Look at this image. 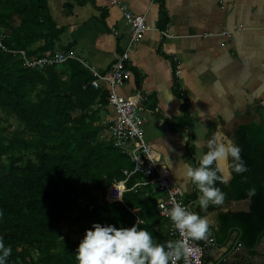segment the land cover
<instances>
[{
	"label": "trees",
	"instance_id": "16d2710c",
	"mask_svg": "<svg viewBox=\"0 0 264 264\" xmlns=\"http://www.w3.org/2000/svg\"><path fill=\"white\" fill-rule=\"evenodd\" d=\"M62 32L49 15L47 0H0V37L5 36L7 46L45 55L55 49ZM39 40L42 44L30 49ZM63 65L61 71L27 69L20 56L0 50V109L8 107L21 126L0 135V236L12 249L8 264H78L76 249L93 223L135 224L126 206L139 211L140 227L156 243H167L156 231L160 217L152 188L126 192L124 204L104 200L107 187L123 179L122 170L133 164L111 141L96 140L99 129L92 126V109L107 106V92L88 85L92 74L79 62L69 59ZM237 137L248 171L233 173L227 198L249 199L250 208L224 219L227 228L239 229L240 244L253 256L251 249L264 236V119L241 125ZM98 166L104 167L103 181L96 179ZM140 178L131 177L128 188ZM252 188L256 194L249 197ZM71 222L78 240L63 237Z\"/></svg>",
	"mask_w": 264,
	"mask_h": 264
},
{
	"label": "crops",
	"instance_id": "0c3cea01",
	"mask_svg": "<svg viewBox=\"0 0 264 264\" xmlns=\"http://www.w3.org/2000/svg\"><path fill=\"white\" fill-rule=\"evenodd\" d=\"M119 1L133 14L145 13L151 27L131 47L130 76L119 92L128 96L142 88L148 93L150 101L142 108L145 139L158 162L170 170L172 182L184 191L189 211L211 221L215 245L205 252L204 261L216 263L240 235L239 229L227 228L224 216L248 212L250 200L227 198L233 173H225L227 182L216 185L226 194L224 204L202 210L200 193L185 177L184 165L198 166L217 130L240 146L238 128L264 119V0ZM47 8L54 25L63 29L53 51L67 50L100 72L109 70L128 44L122 13L108 0H47ZM166 28L170 38L160 34ZM224 31L229 36L221 35ZM102 109L108 119L114 116L109 107ZM150 188L157 205L164 195ZM168 226L160 218L156 231L166 237ZM258 249L255 255L263 262L264 240ZM231 258L250 261L252 256L237 247Z\"/></svg>",
	"mask_w": 264,
	"mask_h": 264
},
{
	"label": "built area",
	"instance_id": "2783aa9c",
	"mask_svg": "<svg viewBox=\"0 0 264 264\" xmlns=\"http://www.w3.org/2000/svg\"><path fill=\"white\" fill-rule=\"evenodd\" d=\"M108 4L111 7H117L121 11L129 35V41L123 51L116 56L110 69L105 72H100L94 67H89L74 56L60 51L38 55L36 53L31 54L29 49L19 48L15 45L7 46L4 42L5 36L0 37V50L4 53L20 56L23 67L27 69L43 71L50 67L62 66L69 59H74L89 70L93 78L89 81L88 85L95 90L105 89L107 92V107L114 112V116L107 120V130L112 145L133 164L132 169L122 170L123 179L114 180L107 187L104 200L109 204L118 202L124 204L123 196L126 192L135 191L140 187H153L158 193L164 195V198L157 202L156 211L160 218L167 220L169 223L166 234L167 242L186 240L191 248V254L187 257V262L181 259L178 261V264H206L204 254L211 246L215 245L214 235L209 233L202 240H195L187 235L181 236L168 217V211L173 207V201L180 203L188 210L189 207L184 200V191L172 182L170 170L158 162L150 144L145 139L142 108L150 101L148 93L142 88H136L128 96L122 95L119 92V88L125 85L126 80L130 76L131 47L135 42L143 39L151 27L146 24L145 13L133 14L128 6L119 0H108ZM112 31L115 30L112 29ZM160 34L162 38H170L167 28L160 31ZM221 35L229 36V33L224 31ZM175 75L177 77L180 75L178 69L175 71ZM135 175H140L141 179L137 180L131 188H128L127 183L129 179ZM126 208L134 215L135 223L138 218L142 221L137 209H131L128 206ZM236 264L253 263L243 262Z\"/></svg>",
	"mask_w": 264,
	"mask_h": 264
},
{
	"label": "clouds",
	"instance_id": "9594fccd",
	"mask_svg": "<svg viewBox=\"0 0 264 264\" xmlns=\"http://www.w3.org/2000/svg\"><path fill=\"white\" fill-rule=\"evenodd\" d=\"M206 147L207 152L197 167L184 165L185 177L200 193L198 203L202 210L224 204L226 194L216 186L218 181L227 182L223 174L230 177L232 173L242 175L248 171L240 146L223 131L214 132ZM255 194L254 188L248 190L249 197ZM2 217L0 212V219ZM168 217L181 236L202 240L209 234V218L189 211L180 203L173 201ZM141 223L139 218L131 227L93 223L76 249L78 264H178L181 259L187 262L191 248L186 240L156 243L152 233L140 227ZM11 254V247L6 246L4 237L0 236V264H8Z\"/></svg>",
	"mask_w": 264,
	"mask_h": 264
},
{
	"label": "rangeland",
	"instance_id": "374dc122",
	"mask_svg": "<svg viewBox=\"0 0 264 264\" xmlns=\"http://www.w3.org/2000/svg\"><path fill=\"white\" fill-rule=\"evenodd\" d=\"M17 21V19L14 17L12 19V22ZM64 65L59 66L58 69L63 68ZM62 79H68L67 74H60ZM92 111L93 113V119L91 121L92 126H96L98 130V136L96 140L109 143L110 142V136L107 130V112L106 110L98 107H93ZM21 129V126L19 125V122L16 120L15 117L10 114V109L7 107L6 109H0V135L7 136L8 134H11L14 131H18ZM27 155V154H26ZM104 167L98 166L95 169V176L96 179L99 181L104 180ZM76 226L74 222H71L68 226H65L63 228V237H69L71 240H78L81 236L77 233ZM33 257H36V254L33 253Z\"/></svg>",
	"mask_w": 264,
	"mask_h": 264
},
{
	"label": "water",
	"instance_id": "95a60500",
	"mask_svg": "<svg viewBox=\"0 0 264 264\" xmlns=\"http://www.w3.org/2000/svg\"><path fill=\"white\" fill-rule=\"evenodd\" d=\"M240 236V235H239ZM239 236L238 238L235 240L233 246L231 247V249L223 256L221 257L216 263H213V264H221V263H224V264H236V263H243V262H251V261H247V260H233L231 258V255L233 254V252L236 250L237 247H240V248H243L245 250H247L246 248H244L241 244H240V239H239ZM264 240V236L262 237L261 241L259 244H261ZM259 246L251 249V251L255 250L256 252H258L259 254V249H258ZM259 256V255H258ZM260 260L257 261V262H254L253 264H264V261L262 262L261 260L263 259V257L261 258L260 256L258 257ZM252 263V262H251Z\"/></svg>",
	"mask_w": 264,
	"mask_h": 264
},
{
	"label": "flooded vegetation",
	"instance_id": "af4514ba",
	"mask_svg": "<svg viewBox=\"0 0 264 264\" xmlns=\"http://www.w3.org/2000/svg\"><path fill=\"white\" fill-rule=\"evenodd\" d=\"M259 245H260V244H259ZM259 245H258V246H259ZM258 257H259L258 255H253V256H252V259H251L252 261H251V260H250V261H251L252 263L257 262V261L260 260Z\"/></svg>",
	"mask_w": 264,
	"mask_h": 264
}]
</instances>
